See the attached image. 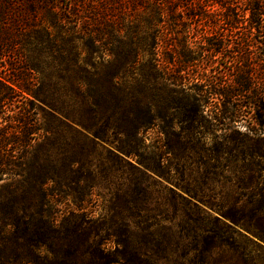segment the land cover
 <instances>
[{
  "label": "trees",
  "instance_id": "1",
  "mask_svg": "<svg viewBox=\"0 0 264 264\" xmlns=\"http://www.w3.org/2000/svg\"><path fill=\"white\" fill-rule=\"evenodd\" d=\"M71 3L31 48L24 18L0 10V56L21 54L0 72V264H180L179 250L208 264L229 237L249 264L264 249L250 128H264L250 64L264 56L231 40L264 41V0Z\"/></svg>",
  "mask_w": 264,
  "mask_h": 264
},
{
  "label": "rangeland",
  "instance_id": "2",
  "mask_svg": "<svg viewBox=\"0 0 264 264\" xmlns=\"http://www.w3.org/2000/svg\"><path fill=\"white\" fill-rule=\"evenodd\" d=\"M44 1H46L49 5L47 6L46 4H44ZM49 0H0V10L4 9L5 4L6 3H11V14L13 15V17L16 19L17 17H23L25 22L23 25V34H26V36L24 37V44L27 45V47L31 48V40L29 39V36H31V31L35 29V27L38 26H48L50 27L51 30H54V28H52L51 23L52 20L55 17H59V16H69L68 11L66 10V8H70L72 6L71 0H51V5L48 2ZM53 2V4H52ZM246 18L248 17V14L245 15ZM237 36L236 38H233V40H231V43L234 44L236 46V49H240L242 48L245 55L243 56V60H247L250 57V51L254 52V54L256 53H262L264 56V41H262V43L258 44V42L254 41V42H248V44H250V46H246L245 44H247V42L245 41L246 38V34L247 32L244 30H240L237 32ZM188 34V31H184L182 29L181 33L178 34V36L180 38L185 37ZM17 35V33H16ZM259 37V34H257ZM256 35V37H257ZM238 37V38H237ZM257 44L259 47H257ZM249 47V48H248ZM248 48V49H247ZM253 54V53H252ZM20 50L19 48H15L13 51L7 53L5 56H0V72L6 73V68L9 67L10 64H14L16 61H18V59H20ZM248 61V60H247ZM221 62L226 65V60L225 58L221 59ZM259 61L254 59V62H250L251 66H253V71L254 73L256 72V74H264V68H263V64L262 66H258ZM212 72H210V75H213L214 72H217L216 69L211 70ZM9 71H7L8 73ZM225 75L227 76V73H225ZM247 101V103H249L248 101H250L249 99H245ZM248 111V118L251 116L252 111L250 110V108L247 109ZM40 119H43L42 114L40 113L38 116ZM44 121V120H43ZM45 123V121H44ZM251 125L250 128L252 130V132L254 133H258L261 137V142H260V147L261 149L264 151V128L263 127H259L257 126L253 121H250ZM249 122L243 120L238 122L237 124H235V127L240 131V132H246L249 130ZM216 135L220 134V132H214ZM234 133V130L232 129L230 132ZM151 139H154V134L151 132ZM264 168V165H263ZM231 170H232V165L226 170V172H224L226 175H232L231 174ZM263 175H264V169H263ZM165 183H168L166 180H163ZM1 184V183H0ZM171 185V183H169ZM262 185H260L261 188ZM226 192H232V194H234L235 192L233 191V188H231V186L227 187V190H225ZM234 192V193H233ZM238 194V193H237ZM237 197V195H236ZM231 199H235V196L232 197ZM248 197L243 198L242 203H246L247 202ZM203 208H205L206 210H208L211 214L215 215V216H220V213L218 211H216L215 209H211L210 206L208 205H204L203 204ZM223 218V217H222ZM224 219V218H223ZM225 220L229 223H231V221L229 219ZM253 237V236H252ZM229 242H226L225 244H223V247L220 248H216L215 251L211 254V257L207 259L208 264H245L242 256H241V251L237 252L236 250H234V248L232 247V245L234 244L235 246H243V241L241 240H237V242H234L230 239V237L228 238ZM264 244V243H263ZM248 255V262L249 264H264V249H252L249 248L248 252H246ZM174 258L176 259V261H178L180 264H202L200 261L197 262L195 256L193 253H189L188 256L184 257L183 255V250H179L178 253L176 255H174ZM190 260L192 262H190ZM29 264H36L34 262H31Z\"/></svg>",
  "mask_w": 264,
  "mask_h": 264
}]
</instances>
